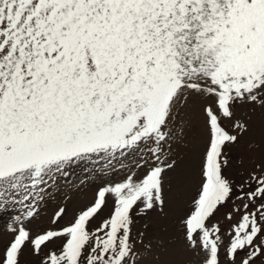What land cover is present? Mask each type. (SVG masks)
<instances>
[{"label": "snow or ice", "instance_id": "1", "mask_svg": "<svg viewBox=\"0 0 264 264\" xmlns=\"http://www.w3.org/2000/svg\"><path fill=\"white\" fill-rule=\"evenodd\" d=\"M193 96L210 101L208 143L184 240L202 264H221L222 251L226 264H256L264 165L235 184L224 149L248 131L237 106L264 110V0H0V211L18 209L0 264H20L26 247L40 264H139L133 210L163 211L172 141ZM135 153L143 173L100 188L73 222L35 235L27 227L70 167ZM109 197L110 215L90 228ZM230 201L222 231L212 221Z\"/></svg>", "mask_w": 264, "mask_h": 264}, {"label": "rangeland", "instance_id": "2", "mask_svg": "<svg viewBox=\"0 0 264 264\" xmlns=\"http://www.w3.org/2000/svg\"><path fill=\"white\" fill-rule=\"evenodd\" d=\"M205 103L210 101L193 96L180 111L177 126L182 132H178L179 139L172 141L170 156L175 160V166L165 173L163 211L159 207L139 214L133 210L132 236L140 252L139 264H202L203 253L198 255V250L186 245L181 219L189 211L190 202L200 185V169L208 143V131L202 114ZM234 111L236 118L246 123L248 131L240 135L238 143L224 149L229 160L224 175L235 184H240L257 166L264 165V110L257 108L253 111L250 105H246L237 106ZM223 124L233 134L238 131L232 128L231 121H223ZM140 156L141 153H135L125 159L117 158L111 166L107 159L100 158L70 167L57 177L54 184L48 186L38 204L37 214L27 227L35 235L46 229L67 226L94 203L100 188L120 182L129 169L142 174L143 169L134 167ZM112 207L113 199L109 197L102 212L89 227L95 228L107 218ZM231 207L230 201L213 218L212 222H219L222 231L229 228V222L224 217ZM61 208L65 210L63 216L52 224L53 216ZM17 214L18 209L11 205L0 211V250L12 238L8 226ZM146 246L150 247V251H144ZM47 251L45 248L41 255ZM261 260L264 258L257 260L256 264H261ZM20 264H40V257L34 256L26 247ZM221 264H226L223 251Z\"/></svg>", "mask_w": 264, "mask_h": 264}]
</instances>
